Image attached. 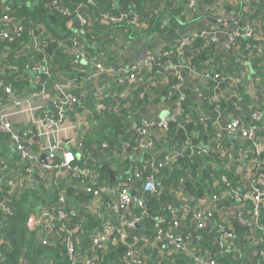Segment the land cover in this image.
<instances>
[{
    "label": "crops",
    "instance_id": "obj_1",
    "mask_svg": "<svg viewBox=\"0 0 264 264\" xmlns=\"http://www.w3.org/2000/svg\"><path fill=\"white\" fill-rule=\"evenodd\" d=\"M9 1L0 0V6L7 8ZM133 1L139 12L133 31L113 28L108 29L101 38L95 37L88 46L92 53L90 56L86 54L81 64L73 41L81 32L82 24L77 18L68 23L69 35L61 43L67 54V62L54 71V80L52 77L45 79L41 75L37 76L33 67L27 65L33 50L38 48L37 42L32 41V46L23 43L14 52L0 46L1 80L13 75V70L18 71L16 66H10L9 56L26 59L24 73L17 76L18 80L23 81H20L23 83L19 87L21 92L9 98L1 94L0 112L5 113L6 120L15 132L21 136L29 134L23 138V145L36 155L32 182L43 178L49 186L56 187H63L62 183L65 182L66 191H72L68 198L64 195L66 210L78 216L79 223L85 221L82 214L89 212L94 216L91 223L107 228L120 221L131 220L138 212L132 206L122 215L115 214V195H87L86 191H90L84 179L74 182L70 173L62 168L51 171L42 169L47 140L39 136V131L56 116L57 98L50 96V101H43L30 98L31 94L52 92L55 83H68L70 78H63L59 73L61 71L74 74L78 83L68 90L78 102L72 111L66 113L62 124L64 130L59 135L70 151L80 155L76 165L80 169L90 168L96 172L97 181L93 186L114 187V183L120 185L123 179L134 178V174L139 172L141 181L133 184L137 183V188L142 189L146 164L170 170L172 163L182 158L191 165L190 168L188 166L189 174L179 178L182 183L176 179L171 186L162 184L163 188L153 192H136L141 193V196H135H147L149 199L144 200L145 205L149 203V208H145L146 214L141 216V220L146 218L152 222L144 235L138 233L141 228L145 231L143 226L132 230V238L137 246L144 244V238L149 240L147 244L155 243L154 236L160 231L161 224L166 219L172 220V216L179 218L184 208L192 206L205 210L210 205L208 197H197L195 194L200 193L201 188L208 189L216 185L217 178L227 174L234 188L227 186L228 192L218 197L220 205L210 207L212 216L202 218L201 228H198V222L191 215L182 216L176 231L187 235L189 246L200 249L203 258H217L224 255L222 249L226 239L220 226L225 221L232 236L228 243L240 261L245 264H264V256H260L261 252L264 254V243L255 236L256 231L264 236V231L251 221L247 202L239 201L235 194V191L247 193L262 189L264 170L253 169L249 164L253 149L251 144L246 139L231 137L224 130L233 121L248 128L252 124L254 112L261 115L264 124V25L255 22L250 16L254 13L253 4L257 0H202L197 2L193 10H188L182 0ZM21 2L29 3L28 0ZM112 2L115 6L120 3L119 0ZM82 12L90 20L86 7H83ZM208 18L222 22L215 26ZM227 19L232 21L231 29L234 31L240 29L239 24L242 25L241 35L228 33ZM249 29H253L251 36H248ZM37 32L40 37L48 35L45 27L38 28ZM208 47L213 51L207 54L203 70L197 72L192 57L200 54L201 50L209 51ZM147 53L156 55L158 62L144 67L133 82L119 75L122 70L137 67ZM163 53L165 55L161 56ZM16 58L12 60L18 62ZM218 63L229 71H219ZM96 65L102 67V73H97ZM240 73L243 77L241 80L238 76ZM217 74L223 76L215 78ZM14 99L22 100L20 107H12ZM118 105L125 107L123 125L120 133L116 129L106 131L108 139L101 143L106 144L105 148L93 145L89 140H78L84 136L87 126L93 124V119L98 120L107 112L116 111ZM170 118L174 121L168 124L166 131H156L155 126L159 122ZM175 124L177 129L174 128ZM69 126L75 129L69 131ZM141 126L155 127L151 132L155 144L152 151L141 148L137 132ZM73 138L76 143L80 142L77 150H72L74 147L71 146L75 141L68 143ZM175 152L180 153V157L174 158ZM43 155L45 157L42 159ZM17 156L15 144L7 132L0 131V187L3 186V189L7 182L27 184L23 180L24 172ZM87 161L93 166L86 165ZM98 165L106 166L108 176L111 173L114 178L113 184L99 183L101 173L97 169ZM157 180L161 183L160 176ZM161 195L167 201L162 200ZM147 210L156 215V219L148 215ZM259 222L264 226V208L260 210ZM30 233L41 237L36 228ZM77 241L79 243L81 240ZM20 264L30 263L23 256Z\"/></svg>",
    "mask_w": 264,
    "mask_h": 264
},
{
    "label": "trees",
    "instance_id": "obj_2",
    "mask_svg": "<svg viewBox=\"0 0 264 264\" xmlns=\"http://www.w3.org/2000/svg\"><path fill=\"white\" fill-rule=\"evenodd\" d=\"M28 1L29 3H23L21 0H10L7 8L3 9L0 6V20L3 16H8L10 19L18 20V22H20L23 26L19 35H14L7 40H0V46L1 48L3 47L4 49L13 52L20 49L23 43L32 46L31 42L33 40L30 35L31 31L45 27L48 35L40 37L36 41L38 48L33 50V54L27 64L33 68L45 66L49 69L51 74H49V70L48 73L43 72L40 74L45 79L52 77L54 80V71L65 65L67 62V54L63 51L61 43L65 37L69 35L67 24L72 19L76 18L75 8L77 6L86 7L88 10V17H90L91 20L90 25L85 28L88 33L85 35L80 34L78 38V45L81 47L78 50L85 56L86 54L89 55L92 53V50L88 49V46L89 44H92L93 39L95 37L97 39L101 38V36H103L108 29L114 28L117 30H129V32L133 31L135 24L129 23L132 18L129 12L131 8L133 12L139 15L138 8L134 4L133 0H119L120 3L118 6L113 5L112 0ZM182 1L185 4L188 2V0ZM256 2L257 3H255V5L253 4L254 13L250 16L255 22L264 25V0H257ZM57 7L65 8L69 11V13L62 14L58 12ZM112 18L115 20L110 21ZM207 49L209 51L201 50L200 54H197L196 57H192V63L197 72H201V70H203L207 54H211L213 51L211 47H208ZM14 58L16 57L9 56L8 61L10 66H16L18 71L16 72V70H13V75L2 80L0 79V95H5L8 98L9 96L15 97L16 93H20L21 90H19V87L23 85V81L20 79L18 80L17 76H19V73H24L26 59L18 57L16 58L18 62H15L12 60ZM43 59H45V62H42ZM226 64L229 66V63ZM216 65L218 66L219 71L228 70L221 63ZM59 73H61V76L65 79H72V77H76L74 74L63 71ZM5 88H10L11 93H6ZM125 112V107L123 105H118L116 111L107 112L105 115L99 117L98 120L93 119V124L87 126L84 136H80L78 140L81 142L82 140H89L91 141V144L100 146L102 142H106V139H108L106 131L112 132L116 129L117 132L120 133V129L125 118ZM259 125L264 128V124L262 122H260ZM174 128L177 129L178 126L175 124ZM79 144L80 142L76 143V150L80 148ZM64 146L66 147L65 144ZM263 157L264 151L258 157L254 156V154L250 155L251 159L254 158L262 160ZM60 163V157L56 156L53 164L58 166ZM188 166L189 168L191 167V165H188L184 159L178 158L174 163H172L170 170L159 167L157 176H160L161 183L164 186H171L173 181L183 178L186 173L187 175L189 174L190 169ZM97 167L101 173L99 183L109 184L110 178H108L109 176L106 166L98 165ZM145 174H150L149 170H147ZM221 177L226 178L227 181L225 183H232L229 175L225 174L220 176V179L217 178L216 185L210 186L208 189L199 188L201 192L195 195L197 197H208L209 203L212 207L219 204L218 201H213L214 197H219L222 193L228 192V188L226 184L222 182ZM47 183L48 181L46 179L41 178L37 182L34 180L32 186L26 185L24 188L15 189L10 192L8 188L5 187L3 189L0 187V205L6 203L9 207H11L10 213L7 215H3L0 207V224L3 226V230L0 233V240L2 241V243H0V264H20L23 256L25 261L30 264H70L65 249L66 235L64 232L59 231V229L54 226L52 228V230H54L53 233L47 237L50 241L45 245L40 243L39 238L41 237H39V235L36 233H30L31 230L29 229L28 222L32 214L43 210H47L49 213L54 214L53 210L57 205L58 196L60 194H64L66 198H68V196L72 195L71 189L66 191L65 182L62 183L63 187L61 185L58 187H56V185L49 186ZM118 185V182L113 184L114 187H118ZM228 187L234 188L231 184H229ZM88 190L90 192L86 191V194L93 195L96 188L90 186L88 187ZM161 199L167 201L164 195H161ZM144 200L147 201L149 199L146 196ZM247 204L250 206L249 202H247ZM64 206L66 207V205ZM67 213L68 222L66 227L68 229H74L75 227L79 228L78 231L69 235L70 240L75 246V253H77L76 259L78 261H82L84 258L96 255L97 264H123L126 246L120 242H115L114 239L108 241L105 245L96 247L94 249L95 251L91 249V239L93 234L95 235L97 233H101L105 227L102 225L100 226L98 223H91L94 218L91 213L87 212L82 214L85 219L82 223H79L81 221L78 222V216L73 215L70 211H67ZM163 213L165 214V212ZM170 222L171 221H169V219H166L165 223H162L160 228L166 230L168 223ZM151 223L150 219L144 218L142 226L145 227V231L141 228L138 233L144 235L147 232L146 229H150ZM96 228L97 230L95 232ZM56 234L57 238L55 239ZM175 234L182 235V233L178 231H176ZM255 236L258 239H262L264 243V236H262L259 231L255 232ZM77 240H81L78 245H76V242H78ZM187 242H189V240H187ZM128 243H133L132 238L128 239ZM141 256L146 258L144 262L148 264L157 260V253L152 243L141 245ZM191 261L192 259L188 258L179 250H172L169 248L168 251H166V257L161 264H189ZM216 262L217 264H245L237 258L236 254L235 256L231 254H224L221 257H217Z\"/></svg>",
    "mask_w": 264,
    "mask_h": 264
},
{
    "label": "built area",
    "instance_id": "obj_3",
    "mask_svg": "<svg viewBox=\"0 0 264 264\" xmlns=\"http://www.w3.org/2000/svg\"><path fill=\"white\" fill-rule=\"evenodd\" d=\"M197 0H188L186 6L188 10H193L197 4ZM83 6H77L75 8L76 12V18L79 20V22L82 24V30L79 34H77L76 38L73 41V45L77 49L78 56L81 59H85V55L81 53L78 49H80V45H78V38L79 35H85L88 32L86 31V26L90 25V20L87 19V17L82 12ZM57 11L62 14H68L69 11L65 8H58ZM131 14V20L129 21L130 24H135L138 19L139 15L132 11V8L129 10ZM106 19V18H105ZM115 19H111L110 21H114ZM23 26L18 20L10 19L8 16H3V18L0 20V40H7L10 39L14 35H19L22 31ZM235 35H241L237 31H234ZM253 33V29H249L248 36H251ZM233 34V33H232ZM31 38L33 41H37L40 36L38 35L37 30H33L30 33ZM188 43V42H187ZM184 45V43L182 44ZM163 53L161 56H164ZM158 62V58L156 55H153L151 53H147L143 56V58L138 63L137 67L129 68L122 70L119 75L122 77H125L126 80L132 81L135 79L136 75L141 72V70L144 67L149 66L151 63ZM42 62H45V59L42 60ZM33 70L36 72L37 76H39L41 73H48V69L45 66H39L36 68H33ZM97 73H102V67L100 65H96ZM223 75L217 74L215 75V78H219ZM239 80H241L242 74L239 75ZM231 79H235L230 77ZM39 79V78H37ZM122 81V80H121ZM78 83V78H72L69 80L68 83L64 85H60L58 83H55L52 86V92H34L31 94L30 98L34 99H41L43 101H50V96L56 97V116L51 119L44 127L43 130L39 131V136L44 137L47 140V146H46V158L45 162L42 165V169L45 171H51L55 169H66L70 174V177L72 180H78V179H84L88 186L95 187L93 185L96 184L97 181V175L96 172L93 171L90 168H84L80 169L76 162L77 159L75 157V152L70 151L68 148L64 146L63 139L59 135V133H62L64 130L62 127V124L65 122L66 113L70 112L74 109L75 105L78 102V99L73 96L69 92V88L75 84ZM1 88V85H0ZM6 93H11L10 88H5ZM98 99V98H96ZM22 100L14 99L12 100V107L17 108L20 107ZM261 115L258 112H254L252 115V124L248 128L242 127L237 121H233L231 123H228L226 127L224 128L226 134L230 135L231 137H240L243 139H246L252 146L251 154H254V156L258 157L263 153L264 151V128L259 125L261 121ZM174 119L170 118L167 120H162L159 122L155 127L156 131H166L168 124L170 122H173ZM155 127H147V126H141L137 128L138 135L140 136L139 143L141 144V148L145 150L152 151L154 147V140L152 138V131ZM75 127L69 126L67 130L73 131ZM260 130V131H259ZM0 131L7 132L12 142L15 144V149L18 153L19 160L21 162V167L23 168V180L27 182L26 185L32 186V175L35 173V160L36 155H33L30 150H28L23 145V138L29 136L27 135H20L19 133L15 132L11 123L6 120L5 113L0 112ZM259 137H258V136ZM75 141V138L71 139L68 143H72ZM76 141L72 147L75 148ZM102 148L106 147V144L103 143L101 145ZM43 150V148H42ZM79 153V152H78ZM58 156L61 159V163L58 166H55L53 164L54 158ZM174 158L180 157V153L175 152L173 154ZM150 159H153L149 155ZM249 164L253 169H259L264 170V157L262 160L249 158ZM262 165V166H261ZM158 167H154L153 164L149 163L146 164L145 173L147 170H149L150 174H144V180L142 181V189L137 188V183L134 185V182H140L141 176L139 175V172L134 174V178H128L126 177L123 179V182L118 185V187H100V185L97 184L96 190L93 192V196H98L100 194L105 193H111L112 195H115L116 197V204L113 209V212L115 214L122 213L126 211L131 206L135 207L138 212L134 214L129 221H120L115 226L111 225L109 227H104L103 231L101 233L93 234L92 236V245L91 249L95 251L94 249L96 247H100L101 245H105L108 241L114 239L115 242H120L126 246V253L123 258V264H148L145 263L144 260L146 258H143L141 256V246H137L136 241L132 238V230H136L139 222L141 221V218L145 216L146 210H145V203L144 198L137 197L135 194L136 192L141 190L140 192L142 194H145V192H153L158 188H163L162 183H160L157 180V173H158ZM140 180V181H138ZM227 180L226 178H222V182L225 183ZM178 183H182V181L179 179ZM226 186H229L230 183H225ZM26 185H23L22 182H7L5 187L8 188L9 192L15 189H20L26 187ZM103 186V185H101ZM3 187V186H2ZM1 187V188H2ZM130 192V194H129ZM135 194H133V193ZM235 194L237 196V199L243 203L249 202V210H250V217L251 221L256 222V227L264 231V226L259 222V215L260 210L264 208V187L262 189H253L250 190L247 193H240L239 191H235ZM218 197H214L213 201H218ZM65 196L64 194H60L58 196L57 205L54 208L53 212L54 214L49 213L47 210L38 211L34 213V215H31L29 219V229L33 230L36 228V230L39 231V234L41 238H39V241L42 245L47 244L50 240L47 239L49 235L53 233L54 230L52 228L55 226L59 229V231L64 232L66 235V243H65V249L66 254L69 259L70 264H97L96 255H93L91 257L84 258L82 261H78L76 259L75 253V246L70 240L69 235L71 233H74L78 231V228L74 229H68L66 227L68 218H67V210L65 205ZM1 211L3 215H7L10 213L11 207H9L8 204L3 203L0 205ZM211 205H209L205 210L198 209L196 207L189 206V208H184L181 210V214L179 213V218L184 216L187 217L191 215L197 222H198V228H201L202 225L200 221L203 217H210L212 216V213L210 211ZM142 216V217H141ZM179 218H173L170 223H168V227L166 230H163L160 228V231L154 236V242L153 247L157 253V260L153 261L149 264H161V262L166 257V251L168 249H177L184 255H186L188 258L192 259V261L189 264H217L215 257H208L203 258V255L201 254L200 249L197 247H191L189 246V242H187L188 236L187 235H176V229L180 227V220ZM166 221V220H165ZM165 221L163 223H165ZM220 229L223 232V235L226 239L224 248L222 249V252L224 254H231L235 256L234 254V248L230 243H228V240L232 238L230 232L227 230V222L223 221L221 223ZM2 225L0 224V233L3 230ZM197 239H200V237L195 236ZM57 238V234L55 235V239ZM132 238L133 243H128V239ZM1 241V240H0ZM149 240L147 238H144L143 242L144 244H147ZM152 241V239H151ZM76 245H78V242H76ZM143 245V244H142ZM260 256H264L263 252H261ZM239 259V257L237 256ZM148 259V258H147Z\"/></svg>",
    "mask_w": 264,
    "mask_h": 264
},
{
    "label": "water",
    "instance_id": "obj_4",
    "mask_svg": "<svg viewBox=\"0 0 264 264\" xmlns=\"http://www.w3.org/2000/svg\"><path fill=\"white\" fill-rule=\"evenodd\" d=\"M226 17H227V16H226ZM208 21H209L210 23H212V24H215V26H217L219 23L222 22V21H220V20L209 19V18H208ZM225 22H226V24H227V26H228V27H227V31H228V33H229V34L233 33L234 30L231 29L232 24H233L232 21L229 20V19H227ZM238 26L240 27V29L237 30V32H238V33H241V31H242V30H241V29H242V25L239 24ZM224 37L227 38V36H224ZM228 39H229V37H228ZM78 59H79V60H82V61H80V64L83 63V59H81L79 56H78ZM44 157H45V156L43 155V156H42V159H43ZM75 157H76L77 159H80V155H79V154H75ZM86 165L93 166V163H91L90 161H87V162H86ZM109 176H110V182H109V184H111V183H113L114 178H113V176L111 175V173H109ZM132 193H133V192H132ZM133 194H135V193H133ZM137 195L141 196V193H137ZM130 208H132V206H131ZM145 208H149V203H147V204L145 205ZM147 214L150 215L151 217H153V218L156 219V215H154L153 213H151L150 210H147ZM157 221H158V219H157ZM142 225H143V220H141V221L139 222L138 226L142 227ZM135 234H137V232H136Z\"/></svg>",
    "mask_w": 264,
    "mask_h": 264
}]
</instances>
